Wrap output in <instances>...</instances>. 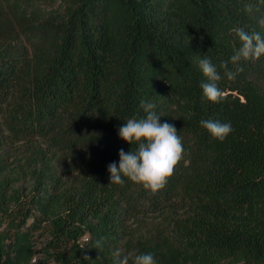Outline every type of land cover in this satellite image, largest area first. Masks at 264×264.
<instances>
[{
    "label": "trees",
    "instance_id": "1",
    "mask_svg": "<svg viewBox=\"0 0 264 264\" xmlns=\"http://www.w3.org/2000/svg\"><path fill=\"white\" fill-rule=\"evenodd\" d=\"M53 1L0 0V264H264V56L229 63L235 80L219 69L233 29L264 37V3ZM205 55L219 103L199 86ZM142 101L185 150L155 193L108 171L136 148L118 130ZM202 119L233 131L221 142Z\"/></svg>",
    "mask_w": 264,
    "mask_h": 264
},
{
    "label": "clouds",
    "instance_id": "2",
    "mask_svg": "<svg viewBox=\"0 0 264 264\" xmlns=\"http://www.w3.org/2000/svg\"><path fill=\"white\" fill-rule=\"evenodd\" d=\"M264 3V0H260ZM251 11V5L248 6ZM264 23V21H261ZM238 38L240 47L230 58V61H221L222 69L228 80H235L238 72L243 69L237 66L235 71L229 69L228 64L238 65L241 60H258L264 56V37L255 31H246L244 28L233 29ZM199 68L206 78L200 82L203 99L212 103H219L225 99V92L219 87L220 71L216 64L206 55L198 61ZM145 117L128 119L118 130L119 137L129 144H136L135 150L127 153L123 149L119 152V167L115 163L108 166L110 183L123 185L124 177L130 181L142 184L145 189L153 193L162 189L168 177L173 174L175 166L184 156V147L181 137L177 135L175 127L168 123L161 124L159 116L154 111V105L141 102ZM200 124L213 138L224 141L233 131L230 122H220L212 119H202ZM102 238L96 241L95 248L102 246ZM115 264H158L154 253H128L121 255L120 250L114 253ZM89 260L88 256L84 257Z\"/></svg>",
    "mask_w": 264,
    "mask_h": 264
},
{
    "label": "rangeland",
    "instance_id": "3",
    "mask_svg": "<svg viewBox=\"0 0 264 264\" xmlns=\"http://www.w3.org/2000/svg\"><path fill=\"white\" fill-rule=\"evenodd\" d=\"M59 3H60V0H55L52 3H50V6H58Z\"/></svg>",
    "mask_w": 264,
    "mask_h": 264
}]
</instances>
